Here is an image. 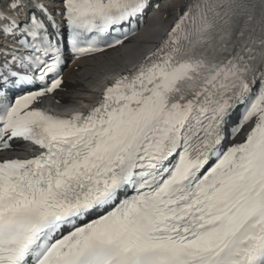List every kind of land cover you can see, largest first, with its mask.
Returning <instances> with one entry per match:
<instances>
[{"label": "snow or ice", "instance_id": "obj_1", "mask_svg": "<svg viewBox=\"0 0 264 264\" xmlns=\"http://www.w3.org/2000/svg\"><path fill=\"white\" fill-rule=\"evenodd\" d=\"M153 4L0 0V264H264V0H185L86 111L41 106Z\"/></svg>", "mask_w": 264, "mask_h": 264}, {"label": "bare ground", "instance_id": "obj_2", "mask_svg": "<svg viewBox=\"0 0 264 264\" xmlns=\"http://www.w3.org/2000/svg\"><path fill=\"white\" fill-rule=\"evenodd\" d=\"M182 1L162 0L161 18L149 19L142 31L127 40L123 47L77 60L68 66L62 89L45 98L41 106L60 111L86 110L98 100L100 91L113 77L126 72L152 51L173 21ZM50 7H59V4Z\"/></svg>", "mask_w": 264, "mask_h": 264}, {"label": "rangeland", "instance_id": "obj_3", "mask_svg": "<svg viewBox=\"0 0 264 264\" xmlns=\"http://www.w3.org/2000/svg\"><path fill=\"white\" fill-rule=\"evenodd\" d=\"M145 50V49H144ZM109 74H112L111 72Z\"/></svg>", "mask_w": 264, "mask_h": 264}]
</instances>
